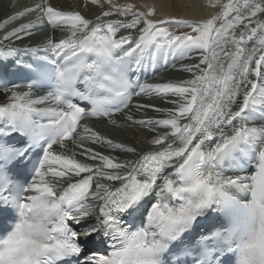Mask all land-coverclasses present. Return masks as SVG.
Segmentation results:
<instances>
[{
	"label": "snow or ice",
	"instance_id": "6c2138e0",
	"mask_svg": "<svg viewBox=\"0 0 264 264\" xmlns=\"http://www.w3.org/2000/svg\"><path fill=\"white\" fill-rule=\"evenodd\" d=\"M105 3L107 11L88 19L41 0L0 23V63L11 59L26 81L0 77V220L8 214L0 264H264V0H227L203 20L153 19L154 6ZM32 13L35 21L4 31ZM113 16L131 19H106ZM45 22L63 37L23 45ZM164 54H195L198 62L181 66L189 78L141 82L145 64ZM134 97L137 111L163 118L128 114ZM116 113L165 131L139 153L86 121L116 125ZM19 165L22 181L10 175ZM94 211L84 236H100L102 252L82 246L74 228Z\"/></svg>",
	"mask_w": 264,
	"mask_h": 264
},
{
	"label": "bare ground",
	"instance_id": "6f19581e",
	"mask_svg": "<svg viewBox=\"0 0 264 264\" xmlns=\"http://www.w3.org/2000/svg\"><path fill=\"white\" fill-rule=\"evenodd\" d=\"M41 2V0H0V23H2L9 15H13L21 10L25 6H32L36 3ZM49 2L56 7L58 10L62 11H79L88 19H95L97 15H100L103 11L108 10V5L105 3V0H100V4L93 3V0H49ZM115 4H126L132 3L140 11H146L147 7H155L156 15L152 17L153 19H164L175 17L179 19H189V20H203L211 18L212 15L219 13L222 10V6L227 3V0H219V3H216V0H113ZM103 5V6H101ZM215 5V6H213ZM37 13H32L29 16L17 20L12 24L8 25V29L17 26L19 23H25L29 20L35 21ZM106 19H131V17L122 18L118 16L108 17ZM170 30L172 28L184 29L182 32L174 30L177 34L189 32L190 29L185 27H179L175 25H170ZM43 28V27H42ZM42 28H39L40 30ZM46 31L44 34L39 36H32L25 39L23 45L36 46L42 44L47 37H52L55 39H60L63 37L64 33L60 29H54L45 22ZM37 29V31H39ZM124 33V30H122ZM17 47L22 46L17 43ZM249 46H251L249 44ZM198 60L195 58V54H187L185 57L181 58L175 54H164L158 55L157 61L151 64L146 63L142 73H145L148 81L153 80L154 83H162L166 81H177L181 79L189 78L191 74L186 73L182 70V65H190L197 63ZM7 63L12 64L11 59ZM168 70V72H166ZM171 76H168L169 74ZM173 73V75H172ZM159 77L160 79H157ZM156 78V79H155ZM135 98V97H134ZM138 98H135L131 107L128 110V114L134 115L135 119H159L163 118V114L153 112L151 110H141L137 111L135 104L137 103ZM151 100L153 103L158 104L162 107H171V105L164 104L163 101L154 99L152 97H144L143 101ZM5 102V97L0 95V103ZM112 119L117 121L116 125H113L109 119L105 118L107 121H95L92 124H89L90 127H93L98 131L102 136H105L107 139H110L114 144H123L126 147H135L137 152L143 153L144 151L151 150L154 146L151 145V139L159 133L165 131L162 127L155 132L151 131L152 128H156V125H140L134 124L131 121L126 119V114L114 115ZM257 124L262 123V121H256ZM76 144L83 143L87 147H94L97 151H100L106 155L116 156L118 159L131 158L135 159L130 153H126L120 149H115L112 146H109L105 143H92L90 141L82 140V142L75 141ZM69 147L72 148V143H69ZM79 151V149H74ZM79 158V157H78ZM106 182V181H100ZM98 203V202H93ZM95 211L93 216L89 219L84 220L86 229L81 230V238L86 242L87 248L95 251H102V240L100 236L85 237L84 233L94 224L95 220ZM83 222L82 220L79 222Z\"/></svg>",
	"mask_w": 264,
	"mask_h": 264
},
{
	"label": "rangeland",
	"instance_id": "374dc122",
	"mask_svg": "<svg viewBox=\"0 0 264 264\" xmlns=\"http://www.w3.org/2000/svg\"><path fill=\"white\" fill-rule=\"evenodd\" d=\"M174 30H176V31L178 30L179 32H182L184 29L181 30V29H177L176 27L171 29V31H174ZM174 32H175V31H174ZM156 129L158 130L159 127H156Z\"/></svg>",
	"mask_w": 264,
	"mask_h": 264
}]
</instances>
